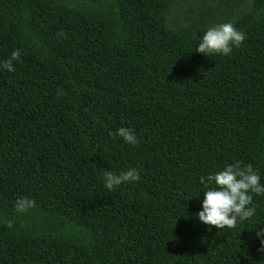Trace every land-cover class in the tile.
Segmentation results:
<instances>
[{
	"label": "trees",
	"instance_id": "1",
	"mask_svg": "<svg viewBox=\"0 0 264 264\" xmlns=\"http://www.w3.org/2000/svg\"><path fill=\"white\" fill-rule=\"evenodd\" d=\"M221 23L246 40L196 53ZM15 50L0 68V264H264V194L235 228L196 218L201 176L242 161L264 184V0H0V63ZM132 167L138 181L105 188L104 170Z\"/></svg>",
	"mask_w": 264,
	"mask_h": 264
},
{
	"label": "clouds",
	"instance_id": "2",
	"mask_svg": "<svg viewBox=\"0 0 264 264\" xmlns=\"http://www.w3.org/2000/svg\"><path fill=\"white\" fill-rule=\"evenodd\" d=\"M57 37L67 38L63 30L57 33ZM245 33L236 29L232 23H221L209 27L203 34L196 53L206 57L210 55L228 56L233 47L238 48L245 40ZM20 50L11 53L9 59L0 63V68L8 72H14V61H19ZM63 94V89L57 90V96ZM123 139L126 144L137 145L139 140L135 130L120 127L115 134ZM140 178V173L135 167L119 173L104 170L103 180L107 190H115L127 182H135ZM200 184L206 189L203 192L202 210L197 213L196 218L200 223L223 229L225 227L235 228L238 221L251 219L256 213V207L252 204L253 194H264V184L260 182V175L251 164H243L242 161L226 165L221 170L200 177ZM35 207V201L26 196L18 197L15 201V211L23 214ZM13 221L7 222V227H13ZM256 236H264V227L256 231ZM264 252V239L260 240Z\"/></svg>",
	"mask_w": 264,
	"mask_h": 264
},
{
	"label": "rangeland",
	"instance_id": "3",
	"mask_svg": "<svg viewBox=\"0 0 264 264\" xmlns=\"http://www.w3.org/2000/svg\"><path fill=\"white\" fill-rule=\"evenodd\" d=\"M172 18H174V19H175V18H176V16H172Z\"/></svg>",
	"mask_w": 264,
	"mask_h": 264
}]
</instances>
